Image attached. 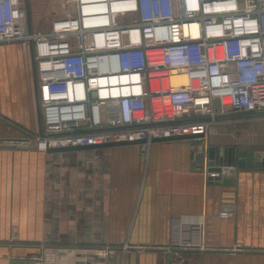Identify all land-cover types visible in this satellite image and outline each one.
<instances>
[{
    "label": "built area",
    "instance_id": "1",
    "mask_svg": "<svg viewBox=\"0 0 264 264\" xmlns=\"http://www.w3.org/2000/svg\"><path fill=\"white\" fill-rule=\"evenodd\" d=\"M21 1L0 0V44L31 49L39 126L8 143L44 153L201 139L230 116L264 119V0H63L69 10L47 30L31 28L25 10L19 17ZM178 74L187 82L174 83ZM191 226L175 247L204 248L203 220ZM70 251L42 247L30 259L69 264ZM83 251L102 264L116 248Z\"/></svg>",
    "mask_w": 264,
    "mask_h": 264
},
{
    "label": "crops",
    "instance_id": "2",
    "mask_svg": "<svg viewBox=\"0 0 264 264\" xmlns=\"http://www.w3.org/2000/svg\"><path fill=\"white\" fill-rule=\"evenodd\" d=\"M28 2L40 7L37 28L69 10L63 0ZM31 61L29 47L0 44V143L38 129ZM262 127L264 119L230 116L198 146L264 151ZM190 149L187 139L44 153L0 148V264H25L42 247L69 248V264H98L83 251L95 244L116 248L102 264H166L169 253L172 264H264V167L239 168L231 185H215ZM199 218L204 248L175 247L176 237L190 240Z\"/></svg>",
    "mask_w": 264,
    "mask_h": 264
},
{
    "label": "water",
    "instance_id": "3",
    "mask_svg": "<svg viewBox=\"0 0 264 264\" xmlns=\"http://www.w3.org/2000/svg\"><path fill=\"white\" fill-rule=\"evenodd\" d=\"M31 67L33 72V86L35 90V106L37 119L39 124V106L36 93V80L34 77V67L33 61H31ZM171 139H187L190 140V157L194 158L195 164L198 165L199 169L206 171L208 173H215L214 176H208V183L211 184H223L231 185L233 183V177L236 174V170L242 167H252V166H261L264 167V151H255V150H238L233 154L231 148L227 149V152L224 154L221 148L217 149L214 146H208L207 148L203 146H198L200 143L199 139H193V136H180L174 137ZM156 140H166V138L156 139ZM169 140V139H168ZM154 141V140H153ZM144 141H139L142 143ZM133 142H109L100 145H89V146H68L63 148L49 149L48 152H64L79 150L91 147H106L114 146L120 144H127ZM0 148L8 149H28L27 145H18L13 143H0ZM24 258H16L13 261V264H22ZM25 264H39L32 259H26ZM166 264H172L171 253L168 254Z\"/></svg>",
    "mask_w": 264,
    "mask_h": 264
},
{
    "label": "rangeland",
    "instance_id": "4",
    "mask_svg": "<svg viewBox=\"0 0 264 264\" xmlns=\"http://www.w3.org/2000/svg\"><path fill=\"white\" fill-rule=\"evenodd\" d=\"M36 3H38V1ZM66 8L68 9V6H64L61 9L64 10ZM24 10L26 11V14H27V17H28V22H30L29 25H30L31 28L38 29V30H47V29H49V26H50L49 23L41 22L40 24H38V28L34 27L33 24H31L32 20H34V18H38L36 14L39 13L38 12V10H40L39 6L37 7V5H35V3L33 4V2H31V3L28 2V4L26 3L25 8H24L23 2L21 1L20 4H19V7H18V15H19V17L23 18ZM32 17H34V18H32ZM252 121H257V120H252ZM261 129L264 130V127H262ZM260 138L261 139H260L259 143H264V136H261Z\"/></svg>",
    "mask_w": 264,
    "mask_h": 264
},
{
    "label": "bare ground",
    "instance_id": "5",
    "mask_svg": "<svg viewBox=\"0 0 264 264\" xmlns=\"http://www.w3.org/2000/svg\"><path fill=\"white\" fill-rule=\"evenodd\" d=\"M176 84H184L187 82L186 76L184 74H178L172 78ZM226 102V100H224Z\"/></svg>",
    "mask_w": 264,
    "mask_h": 264
}]
</instances>
